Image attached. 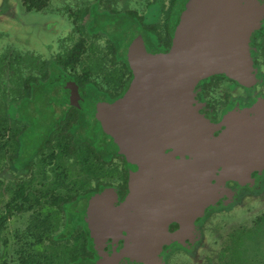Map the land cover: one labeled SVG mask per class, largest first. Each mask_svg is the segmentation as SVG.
Segmentation results:
<instances>
[{
	"label": "water",
	"instance_id": "95a60500",
	"mask_svg": "<svg viewBox=\"0 0 264 264\" xmlns=\"http://www.w3.org/2000/svg\"><path fill=\"white\" fill-rule=\"evenodd\" d=\"M263 16L261 0H178L170 51L161 53L133 29L124 46L135 76L128 93L80 100L86 139L106 156H124L129 172L119 205L115 190L103 188L70 206L93 248L104 236L114 238L112 257L100 252L96 264H167L164 245L184 233L192 238L194 222L231 195L229 183L243 185L264 168V101L211 123L198 112L194 92L217 75L247 87L255 82L249 39ZM174 223L179 235L169 230Z\"/></svg>",
	"mask_w": 264,
	"mask_h": 264
},
{
	"label": "flooded vegetation",
	"instance_id": "af4514ba",
	"mask_svg": "<svg viewBox=\"0 0 264 264\" xmlns=\"http://www.w3.org/2000/svg\"><path fill=\"white\" fill-rule=\"evenodd\" d=\"M261 1L264 2V0ZM177 3L178 0H0V32L5 33L0 41V112L6 114L12 112L18 116V109L25 99L31 105L37 103L38 109L44 110L49 107L48 100L53 96L58 99V104L63 106L68 98L71 99L80 119L79 102L93 92L105 95L111 100L121 99L128 93L135 77L124 55L128 34L133 29L142 30L161 53L169 52L175 38L171 31V19L177 10ZM33 16L35 18H32ZM26 18L30 20L27 21ZM98 20L107 30L112 27L116 40L105 33L104 27L98 25ZM16 23L31 27L40 25L44 31L55 33V38L48 40L46 38L49 36L43 33V37L39 39L37 35L39 43L45 48L44 53L40 50V46L31 40L29 48L19 49L16 47L19 40L16 39V42L11 40L8 32L12 24ZM66 27H68L67 30ZM2 43L6 44L2 47ZM249 52L255 78V82L249 87L223 75H217L224 78L220 80L217 87L208 86L203 89L201 82L196 85L194 92L196 104L199 106L198 112L211 123H219L227 113L239 105L249 107L258 100L264 101V16L260 28L250 35ZM217 76L205 80H212ZM31 78V82L28 83V79ZM219 89L221 93L216 96L215 92ZM40 96H45V102L48 105L39 102ZM135 101L136 99L133 98L132 102ZM139 102L143 108V100L140 97ZM14 121L19 125V117ZM27 126L31 127L30 124ZM222 130L226 128L222 127ZM56 131L57 129L54 130ZM40 133L42 134V131ZM48 136L47 133L44 135L47 142H49ZM39 137L42 141L43 136ZM57 152L55 148L52 154L56 155ZM50 154L45 158L48 159ZM20 155L21 153H17V158ZM99 155L100 158L95 161L91 171H84L80 165L79 168L74 169L78 186L86 184L92 191L89 196L80 199L88 198L103 188H112L116 192V205H119L129 191L126 158L118 154L106 156L100 153ZM29 165L32 166L31 170L20 167L15 169L17 177L11 175V180L17 179L19 183H28L37 177L35 172H49L47 174L51 176V179L48 181L55 183L60 181L58 174L63 179L65 177L63 172L68 171L64 169L52 171L47 168L44 171H35L33 169L35 164ZM24 172L28 174L26 180L21 178ZM52 172H59L54 175V180L52 174L50 175ZM250 179L251 181H246L243 185L229 183L231 195L224 196L211 204L205 210L204 217L194 222L192 238L184 233L181 238L178 236L169 245L163 246L164 251L167 252V264H173L175 258H177L175 261H182L181 258L195 260L201 254V250L207 246V220L222 211L227 212L232 208L241 207L244 202L253 200L263 193L264 168L253 171ZM32 186L37 191L36 188L41 189L43 185L37 186L35 181ZM57 190L59 191L60 187ZM47 209L53 211L57 222L60 213H55L58 208L48 206ZM61 220L58 223L62 226L55 232L56 236H62L64 232L63 224H66L67 219L63 217ZM76 221V232L70 237L81 235L83 232L87 233L90 247L87 250L89 256L84 259V262L90 261L96 264L100 260L98 257L100 252L112 257L114 238L104 236L93 248L90 243V234L86 231L84 224ZM180 228L179 224L174 223L170 225L169 230L172 234L179 235L177 233L180 232ZM106 237L108 239H105ZM121 244L123 240H118V246Z\"/></svg>",
	"mask_w": 264,
	"mask_h": 264
},
{
	"label": "trees",
	"instance_id": "16d2710c",
	"mask_svg": "<svg viewBox=\"0 0 264 264\" xmlns=\"http://www.w3.org/2000/svg\"><path fill=\"white\" fill-rule=\"evenodd\" d=\"M223 79V76H217L212 80H203L201 81L203 83L201 87L203 89L208 86L217 87L220 80ZM31 80L32 78L28 79V83ZM51 99L55 98L52 96ZM50 100H48L49 107L44 109L45 116L39 126H37L39 122L28 117L27 112L24 110L25 105L23 106V103L27 102L26 99L18 109L19 125L14 120L7 119L5 112H0V135L9 133V143L12 142L16 149L14 156H10L9 158V164L11 166L8 164L11 169L9 170L15 178L17 177V173H15L13 166L15 162L21 161L20 157L17 158V153H23L26 156L20 162V168L28 170L32 169V166L29 164H35L38 159L39 164H56L58 167H63L64 170H76L80 165V168L89 172L93 164H95V161L100 158L99 154L101 152L86 139L83 133L82 123H80L79 115L73 101L71 102V99L68 98V101L63 106L62 104H58V99H55L57 100L55 104H52ZM27 124H30L31 127L27 126ZM39 127L41 130L36 133ZM56 129L57 131L54 132ZM41 131L43 135L40 133ZM46 133L49 135V142L45 140L44 135ZM27 134L28 136L31 135V137L37 138L35 150L33 147L30 150H26L24 147L25 151L23 150V146L25 145L24 138ZM39 136H43L42 141ZM21 143H23V146H21ZM2 147L4 148L5 146L2 145ZM55 148L58 152L56 155H53L52 153ZM49 154V158L46 159L45 156ZM60 176L59 174L57 175L60 178L59 182H49L50 185L44 187L45 184H48L47 180H49L50 176H47V173L43 172V181L41 183L43 186H41V189L37 187V191L32 186L35 181L37 182V177H34L28 183H19L17 179H13L4 187V192L9 194L10 200L5 205L4 214L0 216V230L5 225V222L13 215L32 211V216L26 231L28 236L34 242L39 243L44 249V251L38 254V257L29 256L23 259V264H83L84 259L89 256L87 250H89L90 246L87 233L83 232L81 235L70 237L76 232L77 226V221L74 220L75 218L71 214L70 206L77 199L89 196L92 191L86 184L78 186L76 180L71 186L66 187L65 190V186L62 185L65 177L62 179V176ZM21 178L26 180L28 174L24 172ZM59 183L64 188V192L57 190L60 187ZM2 185H4V182L0 180V187ZM48 206L58 208L57 213H55H60L57 222L54 219L53 211L47 209ZM63 217L67 219L66 224H63L64 232L62 236H56L55 232L62 226L58 222L62 221L61 219ZM256 222L258 224L257 228L253 230L241 229L228 237L229 239L220 253V264H256L251 252H247L248 243L253 242L255 237L261 233L260 227L264 225V216H260ZM40 236L45 238L43 239Z\"/></svg>",
	"mask_w": 264,
	"mask_h": 264
},
{
	"label": "rangeland",
	"instance_id": "374dc122",
	"mask_svg": "<svg viewBox=\"0 0 264 264\" xmlns=\"http://www.w3.org/2000/svg\"><path fill=\"white\" fill-rule=\"evenodd\" d=\"M32 18H35L33 16ZM37 19H42L41 17H36ZM27 21L30 20V18H26ZM4 21V19H3ZM8 21V20H6ZM99 26H103L105 33L108 34L112 39L116 40V35L113 32L112 27H110V30H107L104 26V24L101 21H97ZM43 25V23H40ZM113 25V23H111ZM68 27H66L67 30ZM100 28V27H99ZM92 29V27L90 28ZM61 31L63 29L61 28ZM9 36L11 40L16 39L19 40V42L16 44V47L19 49H25L29 48L31 41H35L40 46V50L44 53L45 48L43 44L39 43L37 35L39 36V39L43 37L45 34L46 36H49L48 40L55 38V33L44 31L43 28L39 26L31 27L29 25H18L12 24V28L8 30ZM40 32V34H38ZM44 33V34H43ZM4 32H0V41L2 40V37L4 36ZM53 36V38H52ZM31 40V41H30ZM21 42H24L26 44H23ZM32 43V42H31ZM2 47L6 43H2ZM58 85V81H57ZM223 89L222 87L220 88ZM217 90L216 96H218L219 93H221V90ZM39 102H43L46 105L45 96L38 97ZM52 104H55L57 100L51 99L50 101ZM9 103L7 102V105ZM24 110L27 112L28 117L32 118V120L39 122L37 126L40 125L41 121L44 119V111L45 110H39L37 107V103L34 105L29 104V102L23 103ZM6 116L9 118V120H18V116L15 113L9 112L6 114ZM41 130L40 127L36 130V133ZM9 133L1 134L0 135V180L4 182V185L0 187V216L4 214V208L7 202L10 200L9 194L4 192V187L8 182L11 181L12 172L10 171L11 166L9 163L10 156H13L15 152V145L9 143ZM25 145L23 146V150H35L37 146V138L28 136H25L24 138ZM3 144H6L4 148H1ZM25 147V149H24ZM19 156V155H18ZM26 158V156L21 153L20 160L21 162ZM21 166L19 162H15L14 168L17 169ZM9 167V169H8ZM44 168H47L49 170L55 171V170H63V167H57L56 164H43L38 163V159L35 162V167L33 168L36 170H43ZM68 170V169H65ZM74 169H69L67 172H63L65 175V179L62 181V185L66 187H69L73 184V182L76 179V173H74ZM49 173V172H45ZM59 172H52L53 180L55 178V174ZM37 175L38 181L36 182V185H41L42 183V175L43 172H35ZM47 176H49L47 174ZM51 179V176L50 178ZM58 179V178H56ZM60 179V178H59ZM62 180V179H61ZM57 182V181H56ZM59 182V181H58ZM48 184H45L44 187H47V185H50L49 181L47 180ZM60 190L64 192V188H62L61 183H59ZM32 216V211H26L21 214H15L12 217H10L6 222L5 225L0 230V264H23L22 261L25 258H28L29 256L32 257H38V254L41 251H44V249L40 246L39 243L34 242L32 238H30L27 234V227L29 225L30 219ZM260 216H264V191L263 193H260L257 195L256 198L253 200L250 199L246 202H244L241 207H235L230 209L227 212H220L217 215L211 217L209 220H207V240H206V248L204 250H201V254L199 257H197L195 260L191 261L187 258H181L179 261H175L177 258L173 260V264H220L221 261V251L224 249L225 244L228 237L233 234L234 232L245 229V230H253L258 227L257 220ZM261 233L255 237L253 242L248 243V251L251 252L254 262L256 264H264V225L261 227ZM172 264V263H171Z\"/></svg>",
	"mask_w": 264,
	"mask_h": 264
}]
</instances>
